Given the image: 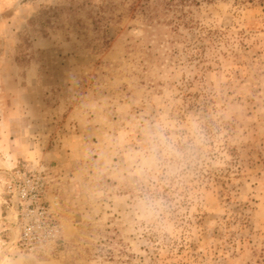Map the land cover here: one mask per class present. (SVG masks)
<instances>
[{
  "label": "rangeland",
  "instance_id": "1",
  "mask_svg": "<svg viewBox=\"0 0 264 264\" xmlns=\"http://www.w3.org/2000/svg\"><path fill=\"white\" fill-rule=\"evenodd\" d=\"M0 185V264H264V0H0Z\"/></svg>",
  "mask_w": 264,
  "mask_h": 264
},
{
  "label": "crops",
  "instance_id": "2",
  "mask_svg": "<svg viewBox=\"0 0 264 264\" xmlns=\"http://www.w3.org/2000/svg\"><path fill=\"white\" fill-rule=\"evenodd\" d=\"M6 162H9V160L8 161L6 160ZM0 215H2V196H1V194H0Z\"/></svg>",
  "mask_w": 264,
  "mask_h": 264
},
{
  "label": "built area",
  "instance_id": "3",
  "mask_svg": "<svg viewBox=\"0 0 264 264\" xmlns=\"http://www.w3.org/2000/svg\"><path fill=\"white\" fill-rule=\"evenodd\" d=\"M36 195V193H33V196H35Z\"/></svg>",
  "mask_w": 264,
  "mask_h": 264
},
{
  "label": "trees",
  "instance_id": "4",
  "mask_svg": "<svg viewBox=\"0 0 264 264\" xmlns=\"http://www.w3.org/2000/svg\"><path fill=\"white\" fill-rule=\"evenodd\" d=\"M182 2L184 1V0H181ZM187 1V0H186Z\"/></svg>",
  "mask_w": 264,
  "mask_h": 264
}]
</instances>
